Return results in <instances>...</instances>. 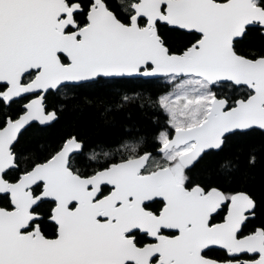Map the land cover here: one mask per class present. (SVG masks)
Instances as JSON below:
<instances>
[{
	"label": "snow or ice",
	"instance_id": "1",
	"mask_svg": "<svg viewBox=\"0 0 264 264\" xmlns=\"http://www.w3.org/2000/svg\"><path fill=\"white\" fill-rule=\"evenodd\" d=\"M81 105L160 115L25 142ZM242 159L264 162V0H0V264H264Z\"/></svg>",
	"mask_w": 264,
	"mask_h": 264
},
{
	"label": "trees",
	"instance_id": "2",
	"mask_svg": "<svg viewBox=\"0 0 264 264\" xmlns=\"http://www.w3.org/2000/svg\"><path fill=\"white\" fill-rule=\"evenodd\" d=\"M164 91L163 81L158 88H153L150 95L155 99ZM131 112V118H129ZM146 118L153 115H160L151 108L145 107L141 110L134 106H129L123 112L105 113L103 105L78 106L62 114L61 119L51 128L42 130L32 129L25 133V142L40 143L51 142L59 139L66 131H79L87 135L92 140L103 141L112 138L118 130L124 126L136 121V118L142 114ZM161 123L164 118L160 116ZM257 145L259 140L256 141ZM243 175L240 177L242 183L252 190L258 198L264 196V162L258 163L254 169H247L241 160Z\"/></svg>",
	"mask_w": 264,
	"mask_h": 264
}]
</instances>
